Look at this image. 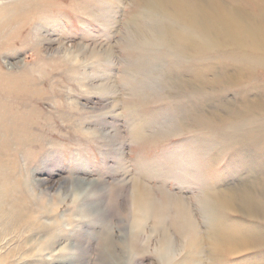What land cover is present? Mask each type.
Masks as SVG:
<instances>
[{
    "label": "rangeland",
    "instance_id": "1",
    "mask_svg": "<svg viewBox=\"0 0 264 264\" xmlns=\"http://www.w3.org/2000/svg\"><path fill=\"white\" fill-rule=\"evenodd\" d=\"M145 1L0 0V264H161L164 233L168 264H197L178 200L206 238V264H264V221L250 210L264 207V36L227 16L236 5L264 22V3ZM135 183L168 203L164 224L138 238Z\"/></svg>",
    "mask_w": 264,
    "mask_h": 264
},
{
    "label": "bare ground",
    "instance_id": "2",
    "mask_svg": "<svg viewBox=\"0 0 264 264\" xmlns=\"http://www.w3.org/2000/svg\"><path fill=\"white\" fill-rule=\"evenodd\" d=\"M142 1V0H141ZM145 1V0H144ZM261 1V3L263 2L264 3V0H260ZM173 2H174V0H153V8H155V10H162L166 5H167V3L169 4L170 3V5L171 6H173ZM229 2H231V1H229ZM143 3V2H142ZM145 3H146V1H145ZM198 3H199V1H198ZM197 3V4H198ZM225 3V2H224ZM228 3V2H227ZM253 3H255V2H253ZM45 4V3H44ZM166 4V5H165ZM256 4V3H255ZM39 5V4H38ZM46 5H48V4H46ZM189 5V4H188ZM205 5V4H204ZM257 5V4H256ZM40 6V5H39ZM44 6V5H43ZM224 6V5H223ZM42 7V6H41ZM45 7V6H44ZM189 7V6H188ZM258 7H259V5H258ZM36 8H38L37 6H36ZM49 8V7H48ZM172 8V7H171ZM199 8V7H198ZM218 8V7H217ZM250 8V7H249ZM34 9V8H33ZM43 9V8H42ZM166 9V8H165ZM203 9V8H202ZM224 9V8H223ZM259 9V8H258ZM170 10H172V9H170ZM197 10V9H196ZM195 10V11H196ZM217 10V9H216ZM218 10H219V8H218ZM260 10V9H259ZM35 11H37V9L35 10ZM152 11V10H151ZM181 12H180V14H179V16H184L185 18H186V20L187 19H189L187 16H191L190 14L188 15V13L186 12V9H184V8H181V10H180ZM206 12H209V11H207V10H205ZM227 16H231L234 20H236L237 22H238V24H239V26H241L240 27V29L242 30H240L241 32H244V33H250V34H253V36H256V38H259V36L260 35H263L264 36V22H263V19H261V18H263V17H260V18H255V17H253L251 14V17H250V15L247 13V11L246 10H244L243 8H239V7H237L236 5L235 6H231L229 9H227ZM147 12H148V10H147ZM157 12V11H156ZM155 12V13H156ZM177 12H179V9H177L176 10V14H177ZM263 12V11H262ZM262 12L260 13V14H262ZM193 13V12H192ZM202 13H203V11H202ZM218 13V12H217ZM224 13V12H223ZM117 14V13H116ZM199 14V13H198ZM206 14V13H205ZM220 14V13H219ZM225 14V13H224ZM259 14V13H258ZM150 15V14H149ZM157 15V14H156ZM155 15V16H156ZM196 15H197V13H196ZM201 15V14H200ZM208 15V14H207ZM218 15V14H217ZM221 15V17H222V14H220ZM160 16V15H159ZM168 16V15H167ZM167 16H165V18L167 17ZM209 16V15H208ZM260 16H262V15H260ZM164 17V16H163ZM195 17V16H194ZM193 17V18H194ZM201 17V16H200ZM212 17L214 18V16L212 15ZM183 18V17H182ZM181 18V19H182ZM196 18V17H195ZM209 18V17H208ZM212 18V19H213ZM216 18H218V16L216 17ZM226 18V17H225ZM247 18H251V20L249 19H247ZM205 19H206V17H205ZM222 19H223V17H222ZM200 20H201V18H200ZM211 20V19H210ZM214 20V19H213ZM216 20V19H215ZM160 21V20H159ZM180 21V20H179ZM182 21V20H181ZM191 21V20H190ZM198 21H199V19H198ZM212 21V20H211ZM211 21H210V23H211ZM220 21V20H219ZM225 21V20H224ZM194 22V21H193ZM202 22H203V20H202ZM206 22H207V20H206ZM179 23V22H178ZM216 23V22H215ZM115 24V23H114ZM117 24V23H116ZM115 24V25H116ZM187 24H188V22H187ZM197 24V23H196ZM223 24V23H222ZM221 24V25H222ZM164 25V24H163ZM175 25V24H174ZM189 25V24H188ZM187 25V26H188ZM193 25V24H192ZM200 25V24H199ZM201 25H203L202 23H201ZM200 25V26H201ZM204 25H205V22H204ZM212 25H213V23H212ZM166 26H167V24H166ZM199 26V27H200ZM215 26V25H214ZM213 26V27H214ZM235 26V25H234ZM134 27H136V26H134ZM153 27V26H152ZM163 27V26H162ZM210 27H211V24H210ZM228 28H229V25L227 26ZM181 28V27H180ZM190 27H188V29H189ZM192 28V27H191ZM203 27H201V29H202ZM237 28V27H236ZM188 29H186V30H188ZM200 29V28H199ZM211 29H213V28H211ZM219 29V28H218ZM136 30H137V28H136ZM174 30V29H173ZM180 30V29H179ZM185 30V29H184ZM193 30V29H192ZM217 30V29H216ZM224 30V29H223ZM138 31V30H137ZM172 31V30H171ZM213 31H214V29H213ZM212 31V32H213ZM239 30H237V32H238ZM164 32V31H163ZM174 32V31H173ZM182 31L180 30V33H181ZM194 32V31H193ZM196 32V31H195ZM142 33L144 34V32L142 31ZM188 31H187V34H185V32H184V34L185 35H188ZM203 33V32H202ZM214 33V32H213ZM236 33V32H235ZM139 34V33H138ZM155 34V33H154ZM173 34H175V32L173 33ZM178 34V33H177ZM226 34V33H225ZM163 35V34H162ZM176 35V34H175ZM180 35V34H179ZM183 35V34H182ZM193 35V34H192ZM138 36V35H137ZM194 36V35H193ZM196 36V35H195ZM220 36V35H219ZM227 36V35H226ZM170 37V36H169ZM183 37H184V35H183ZM204 37H205V35H204ZM247 36H245V38H246ZM137 38V37H136ZM142 38V37H141ZM168 38V37H167ZM203 38V37H202ZM261 38V37H260ZM262 38H264V37H262ZM140 39V38H139ZM147 39H148V37H147ZM160 39V37H157L156 38V44L158 45L160 42L158 41ZM173 39V38H172ZM178 39V38H177ZM181 39V38H180ZM220 39V38H219ZM230 39L231 38H229V40H228V42H231L230 41ZM237 39V38H236ZM240 39H241V37H240ZM247 40H249V38H246ZM162 39H160V41H161ZM175 40V39H174ZM186 40V39H185ZM187 40L189 41V39L187 38ZM221 40H223V39H220V41ZM232 40V39H231ZM254 40V39H253ZM145 41V40H144ZM210 41H211V39H210ZM241 41L243 42V39H241ZM146 42V41H145ZM159 42V43H158ZM169 42H170V40H169ZM172 42V41H171ZM186 42V41H185ZM232 42H234V41H232ZM241 42V43H242ZM244 42H245V40H244ZM250 42V41H249ZM48 43H50L51 44V41H48ZM54 43V42H53ZM149 43V42H148ZM147 43V44H148ZM151 43V42H150ZM167 43H168V41H167ZM175 43V42H174ZM211 43V42H210ZM238 43V42H237ZM253 43H254V41H252L249 45H253ZM256 43V42H255ZM49 44V45H50ZM170 45H171V43H169ZM177 44H178V40H177ZM159 45H162V44H159ZM169 45V46H170ZM191 45V44H190ZM217 45V44H216ZM225 45H226V43H225ZM235 45H236V43H235ZM238 45H240V44H238ZM238 45H237V48H238ZM245 44L243 43L242 45H240L241 47L240 48H242V46H244ZM248 45V46H249ZM255 45V44H254ZM152 46V45H151ZM175 46V45H174ZM189 46V45H188ZM192 46V45H191ZM206 46H209V45H206ZM223 46V45H222ZM227 46V45H226ZM246 46V45H245ZM244 46V47H245ZM256 46V45H255ZM263 46V45H262ZM212 47H213V45H212ZM221 47V46H220ZM247 47V46H246ZM236 47H234V49H235ZM240 48H238V49H240ZM253 48V47H252ZM255 48V47H254ZM261 48H263V47H261ZM174 49V48H173ZM199 49V48H198ZM237 49V50H238ZM242 49H244L245 50V48H242ZM255 49H257V48H255ZM254 49V50H255ZM222 50H223V48H222ZM225 50V49H224ZM254 50L252 51L253 53H254ZM258 50V49H257ZM256 50V51H257ZM259 50H260V48H259ZM258 50V51H259ZM262 50V49H261ZM260 50V51H261ZM263 50H264V48H263ZM64 51V50H63ZM95 51V50H94ZM219 51V50H218ZM229 51H231V50H229ZM240 51V50H239ZM245 51H247V50H245ZM88 52V51H87ZM106 52L108 53L109 52V50L107 49L106 50ZM180 52V51H179ZM202 52V51H201ZM238 52V51H237ZM85 53V52H84ZM205 53V52H204ZM246 53V52H245ZM253 53H251L252 55H254ZM250 54V56H252ZM97 55V54H96ZM256 55V54H255ZM261 55V54H260ZM182 56V55H181ZM66 57V56H65ZM261 57H264V56H261ZM261 57H259V55H258V57L257 58H261ZM252 58L254 59V57L252 56ZM66 59V58H65ZM253 59H252V61H253ZM261 60V59H260ZM264 60V59H263ZM255 61V60H254ZM259 61V60H258ZM258 61H255V62H257L258 63ZM262 61V60H261ZM260 63V62H259ZM89 64V63H88ZM254 65V64H253ZM256 65V64H255ZM255 65H254V67H255ZM258 65V64H257ZM253 68V67H252ZM215 69V68H214ZM107 74V73H106ZM109 74V73H108ZM201 75H203V74H201ZM206 75V74H205ZM205 75H204V77H205ZM203 77V78H204ZM225 77V76H224ZM226 78V77H225ZM224 78V79H225ZM227 78H228V75H227ZM232 78V77H231ZM113 79V78H112ZM201 79H202V76H201ZM201 79H200V81H201ZM205 80H206V77H205ZM196 81V80H195ZM113 82H114V79H113ZM209 82V81H208ZM212 82V81H211ZM211 82H209V83H211ZM201 83H202V81H201ZM201 83H199V84H201ZM207 83V82H206ZM213 83V82H212ZM204 84V83H203ZM115 85V84H114ZM190 85V84H189ZM94 86V85H93ZM105 86V85H104ZM186 86V85H185ZM115 87H116V85H115ZM118 91V90H117ZM263 93V92H262ZM117 95H118V93H117ZM41 98V97H40ZM117 98V97H116ZM120 98H117V100H119ZM264 99V98H263ZM113 100H115V98L113 99ZM246 100V99H245ZM249 100H250V98H249ZM249 100H247V101H249ZM260 101V100H259ZM114 102V101H113ZM120 102V101H119ZM255 102V101H254ZM262 102V101H261ZM249 103V102H248ZM251 103H252V101H251ZM250 103V104H251ZM258 103V102H257ZM109 104V103H108ZM110 104H111V101H110ZM120 104V103H119ZM253 104V103H252ZM255 105H256V102H255ZM259 105V104H258ZM261 105V104H260ZM118 106H120V105H118ZM110 107V106H109ZM248 107V106H247ZM251 107H253V105L251 106ZM251 107L249 106L248 107V109L250 108L251 109ZM226 108L228 109H230V107L228 106L227 107V105H226ZM228 109V110H229ZM245 109V108H244ZM243 109V110H244ZM253 109V108H252ZM255 109V108H254ZM263 109V108H262ZM110 111V110H109ZM108 111V112H109ZM247 111H250L251 112V110H247ZM253 112H254V110H252ZM264 111V110H263ZM238 112V111H237ZM259 112V111H258ZM252 113V112H251ZM257 113V112H256ZM261 113V112H260ZM104 114H105V112H104ZM109 114V113H108ZM264 114V113H263ZM252 115H253V113H252ZM261 115V114H260ZM257 117V116H256ZM215 120H216V118H215ZM207 121H209V120H207ZM210 121H212V120H210ZM217 122V121H216ZM208 123V122H207ZM209 123H213V121L212 122H209ZM214 123H215V121H214ZM218 123V122H217ZM106 125H107V123H106ZM107 126H109V125H107ZM105 127V126H104ZM105 136V135H104ZM110 136V135H109ZM4 165V164H3ZM2 167V166H1ZM5 171V170H4ZM129 180V179H128ZM1 181H2V178H1ZM65 182H67V181H65ZM135 182V181H134ZM263 182H264V180H263ZM263 182H262V184H263ZM127 183V182H126ZM14 184H16V183H14ZM61 184H63V183H61ZM131 184V183H130ZM133 184V183H132ZM129 185V184H128ZM135 189H134V195H133V205H134V214H133V220H132V227H131V232H132V234H131V236H133V237H135V238H138V237H140V236H142V234H143V232H144V228L151 222V220L153 219L154 221H155V223L157 224H159V222L158 221H160L161 222V225H163L164 224V221H163V217H164V212L162 213V211H163V209L166 207V205H168V203L167 204H164V205H159V204H156V202H155V199H154V197H153V195H152V193H151V191L149 190V188L147 187V185L145 186L144 184H138V183H135ZM245 185V184H244ZM264 185V184H263ZM62 186V185H61ZM66 186V185H65ZM18 187V186H17ZM64 187V186H63ZM93 187V186H92ZM8 188V187H7ZM9 188H10V186H9ZM12 188V187H11ZM26 188V187H25ZM264 188V187H263ZM14 189H15V186H14ZM159 189V188H158ZM17 189H15V191H16ZM251 191H252V189H251ZM33 192V191H32ZM249 192H250V190H249ZM253 192V191H252ZM252 192H250V193H252ZM10 193V192H9ZM14 193V192H13ZM16 193V192H15ZM15 193H14V195H15ZM18 193H20V191L18 192ZM83 194H86V196H87V198L88 197H92V195L90 194V193H88V192H83ZM253 194V193H252ZM34 195V194H33ZM166 196H168V194H165ZM3 196H5V195H3ZM21 196V195H20ZM78 196V195H77ZM170 196V195H169ZM168 196V197H169ZM248 195L246 194V196L245 197H247ZM226 197V196H225ZM0 198H1V195H0ZM19 198V197H18ZM20 198H22V197H20ZM106 198V197H105ZM107 198H108V196H107ZM106 198V199H107ZM178 198V197H177ZM248 198V197H247ZM254 198V197H253ZM257 198H259V197H257ZM23 199V198H22ZM36 199V198H35ZM79 199H82V198H79ZM263 198H260V200H262ZM21 200V199H20ZM19 200V201H20ZM177 199L176 198H174V196H172L171 195V197H170V202L169 203H171V204H173V203H175V201H176ZM221 200V197L220 196H214V197H212L210 200H209V202H208V204L205 206V208H204V212L206 213V214H208L207 213V211L209 212V217H208V226H209V235H214L215 234V232H212V231H215L214 230V226H215V222H216V220H217V217H218V205H221L222 206V202L221 203H218V204H216V202H218V201H220ZM244 200V199H243ZM250 200V199H249ZM255 200V199H254ZM3 201H4V199H3ZM2 201V202H3ZM8 201H9V199H8ZM18 201V200H17ZM22 201V200H21ZM25 200H23V202H24ZM31 201V200H30ZM256 201H258L257 199H256ZM237 202V201H236ZM245 202V204L247 205V200H245L244 201ZM250 202H251V200H250ZM249 202V203H250ZM6 204H9V202H5ZM11 203V205H12V202H10ZM17 203V202H16ZM177 203H181V206H180V208L182 207V211H181V214L182 215H184L185 216V218H186V223H187V234H188V239H187V245L185 246V249H187L188 250V254L187 255H185V257H186V259H190V256H194V259L197 261V264L199 263V264H206L205 263V257H207V253H206V249L207 248H205L206 246H204V244H205V240H206V238H205V236H203L202 235V233H201V231H200V228H199V225L195 222V220L191 217L192 215L190 214V211L188 210V206L185 204V203H183V202H180V200H178L177 201ZM240 203V202H239ZM241 203L242 204H244L242 201H241ZM257 203V202H256ZM259 203V202H258ZM15 204V203H14ZM18 204L20 205V203L18 202ZM47 204H48V202H47ZM99 204H101V202L99 203ZM98 204V205H99ZM251 204H252V202H251ZM262 203L260 202L259 203V206L261 205ZM264 204V203H263ZM2 205V204H1ZM10 205V206H11ZM45 205H46V203H45ZM81 205V204H80ZM102 205V204H101ZM105 205V204H104ZM236 205V204H235ZM238 205V204H237ZM249 205V204H248ZM253 205V204H252ZM7 206V205H6ZM5 206V207H6ZM43 206V205H42ZM47 206V205H46ZM45 206V208L47 209V207ZM106 206V205H105ZM257 206H258V204L256 205V208H257ZM3 207H4V205H3ZM4 207V208H5ZM23 208H19L18 210H23L24 209V206H22ZM102 207V206H101ZM232 207V206H231ZM234 207V206H233ZM16 208V207H15ZM44 208V209H45ZM95 208H96V206H95ZM97 208H98V206H97ZM237 208H238V206H237ZM242 209H243V207H241ZM252 208H254V209H251V205H250V210H251V212H252V214L254 215V216H256L257 218H260L261 220H263L264 221V207H260V209H262V211H258L259 210V207L256 209L255 208V206H253ZM1 209H3V208H1ZM8 209V208H7ZM44 209H42V210H44ZM108 209H109V207H108ZM245 209V208H244ZM243 209V210H244ZM247 209V208H246ZM10 210H12L11 208L9 209V212H11ZM17 210V209H16ZM17 210V211H18ZM106 210V209H105ZM112 210V209H111ZM24 211V210H23ZM81 211V210H80ZM107 211V210H106ZM20 212V211H19ZM18 212V213H19ZM37 212V211H36ZM132 212V211H131ZM192 212V211H191ZM263 212V213H262ZM23 213H25V212H23ZM65 213V212H64ZM88 214H90V213H92V208L91 207H88V212H87ZM110 213V212H109ZM112 213H113V211H112ZM112 213H110V214H112ZM6 214V213H5ZM5 214H3L4 216H5ZM14 214V213H13ZM80 214V213H79ZM163 214V215H162ZM15 215V214H14ZM38 215V214H37ZM81 215V214H80ZM242 215H244V214H242ZM24 216V215H23ZM82 216V215H81ZM195 216V215H194ZM228 216H229V214H228ZM0 217H1V215H0ZM25 217V216H24ZM28 217V216H27ZM36 217H38V216H36ZM46 217V216H45ZM196 217V216H195ZM3 218V217H2ZM9 218V217H8ZM43 218V217H42ZM220 218V217H219ZM4 219H6V218H4ZM109 219V218H108ZM152 220V221H153ZM5 221V220H4ZM11 221V220H10ZM14 221V220H13ZM39 221V220H38ZM230 221V220H229ZM2 222V221H1ZM102 222V221H101ZM257 222V221H256ZM261 222V221H260ZM15 223V222H14ZM19 224H20V222H18ZM223 223V222H222ZM97 224V223H96ZM152 224V223H151ZM230 224V223H229ZM250 224V223H249ZM254 224V223H253ZM5 225V224H4ZM6 225H7V223H6ZM8 226V225H7ZM11 226V225H10ZM36 226V225H35ZM44 226V225H43ZM259 226V225H258ZM19 228V227H18ZM243 228H245L244 226H243ZM255 228H258V227H256L255 226ZM260 228V227H259ZM258 228V229H259ZM210 229L212 230V231H210ZM257 229V230H258ZM260 229H262V228H260ZM259 229V230H260ZM10 230V229H9ZM155 231H154V233L156 232H158L157 231V229L155 228L154 229ZM182 229H180V231H181ZM228 230V229H227ZM226 230V231H227ZM232 230V229H231ZM237 230H239V228L237 229ZM243 230L244 229H240V232H242V234L239 236L238 234V232H237V238L238 239H242V237H244V238H246V236H243V235H245L244 233H243ZM255 230V229H254ZM256 230V231H257ZM248 231H250V233H251V230H247V235H248ZM262 231H264V230H262ZM262 231L260 232V231H257V233H256V236H260L259 235V233H262ZM166 232V231H165ZM171 232V231H170ZM183 232V231H182ZM244 232H245V230H244ZM178 233V232H177ZM255 233V232H254ZM253 233V237H254V234ZM264 233V232H263ZM262 233V234H263ZM135 234V235H134ZM141 234V235H140ZM182 234V233H181ZM181 234H179V235H181ZM230 233H228L227 235V237H228V239H229V236H231V235H229ZM258 234V235H257ZM140 235V236H139ZM161 235V234H160ZM232 235H234V234H232ZM131 236H130V239H131ZM235 236V235H234ZM233 236V237H234ZM181 237V236H180ZM232 237V238H233ZM183 238V237H182ZM237 238H235L234 237V239L233 240H235V239H237ZM248 238L249 239H251V236H249L248 235ZM260 238V237H259ZM262 238V237H261ZM130 239H129V241H130ZM248 239V240H249ZM253 239V238H252ZM138 240V239H137ZM157 240V239H156ZM230 240H232V239H230ZM140 241V240H139ZM182 241V240H181ZM180 241V242H181ZM220 241V240H219ZM218 241V242H219ZM49 242V241H48ZM81 242V241H80ZM51 243V242H50ZM132 244V243H131ZM133 245V244H132ZM184 245V244H183ZM259 245V244H258ZM45 246H46V244H45ZM181 246V245H180ZM81 247V246H80ZM183 247V246H182ZM252 247V246H251ZM178 248H180V247H178ZM229 249V248H228ZM184 250V249H183ZM210 250V249H209ZM160 251H162V263L161 264H168V262H169V260H170V258H171V256L172 255H174V253H175V251H176V245H175V243L172 241V239H171V237H170V235L168 234V233H164L162 236H161V242H160ZM128 252V251H127ZM185 252V251H184ZM182 253H183V251H182ZM182 253H180V254H182ZM183 257V256H182ZM185 257H184V260H185ZM176 259V258H175ZM207 260H208V258H207ZM160 261V260H159ZM180 261H182V260H180ZM188 261V260H187ZM132 262V261H131ZM192 262V261H191ZM207 262V261H206ZM160 263V262H159ZM180 263V262H179ZM208 263V262H207ZM170 264V263H169ZM189 264V263H188Z\"/></svg>",
    "mask_w": 264,
    "mask_h": 264
}]
</instances>
